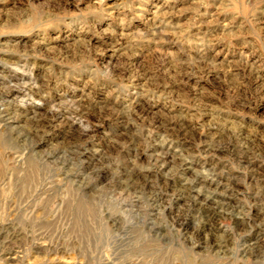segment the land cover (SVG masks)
Segmentation results:
<instances>
[{
	"label": "rangeland",
	"instance_id": "obj_1",
	"mask_svg": "<svg viewBox=\"0 0 264 264\" xmlns=\"http://www.w3.org/2000/svg\"><path fill=\"white\" fill-rule=\"evenodd\" d=\"M0 264H264V0H0Z\"/></svg>",
	"mask_w": 264,
	"mask_h": 264
}]
</instances>
